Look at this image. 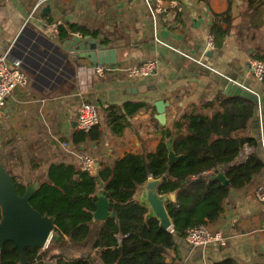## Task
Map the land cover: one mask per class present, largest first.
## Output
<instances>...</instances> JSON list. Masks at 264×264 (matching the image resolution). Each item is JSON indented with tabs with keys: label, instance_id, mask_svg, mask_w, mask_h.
I'll return each mask as SVG.
<instances>
[{
	"label": "crops",
	"instance_id": "1",
	"mask_svg": "<svg viewBox=\"0 0 264 264\" xmlns=\"http://www.w3.org/2000/svg\"><path fill=\"white\" fill-rule=\"evenodd\" d=\"M149 1L50 0L39 4L40 0H0V52H9L12 63L20 60L29 78L26 88L13 90L0 116V161L17 178L20 171L16 169L23 167L20 182L40 183V173L47 177L54 163L81 169L80 151L97 159L96 172H89L92 175L118 159L129 163L134 157H147L157 151L163 131L173 133L167 143L174 140L178 120L191 114L214 115L221 109L220 97L240 96L228 92L232 81L259 95L255 115L243 134L261 142L264 81L255 78L250 61L264 57V0H182V13L169 11L157 18L149 10ZM216 24L225 30L216 38L215 47H210L208 38ZM59 26L69 31L67 37L59 34ZM72 27L80 30L73 32ZM83 30L91 39L115 48L118 63L152 59L158 62L157 72L147 78L95 74V64L65 44L73 35L88 41ZM160 99L168 103L165 122L156 118ZM84 101L100 108L99 136L76 144ZM129 102L144 106L128 116L123 132L116 133L109 125L108 109H121ZM252 152L264 159L262 142L258 147L246 145L241 159ZM259 185H264V169L250 184L232 188L222 213L211 221L212 228L223 230L224 244L194 247L176 234L167 261L213 264L232 258L239 264L264 263V204L255 197ZM103 187L100 183L97 196ZM67 243L51 245V254L56 256L43 262L58 264L66 251L75 259L89 253L88 264H103L101 251L72 249Z\"/></svg>",
	"mask_w": 264,
	"mask_h": 264
},
{
	"label": "trees",
	"instance_id": "2",
	"mask_svg": "<svg viewBox=\"0 0 264 264\" xmlns=\"http://www.w3.org/2000/svg\"><path fill=\"white\" fill-rule=\"evenodd\" d=\"M77 30L80 29L72 27L73 32ZM224 30L219 24L213 26L215 42ZM59 34L67 37L69 31L59 26ZM258 59L264 60V57ZM220 98L221 109L214 115L191 114L175 123L173 146L178 158L174 162L168 157L166 139L173 135L168 129L163 131V140L155 153L134 157L129 163L118 159L97 175L67 163L52 164L47 177L40 173V183L31 203L43 214L55 217V232L60 239L53 238L43 252L40 247L26 248L28 264L37 261L45 264V258L56 256L51 254V245L62 242L65 246L68 242L67 246L72 249L101 251L103 264H177L166 259L168 249L175 245V235L184 236L188 228L217 219L231 189L250 184L264 169V159L257 152L243 160L240 157L246 145L258 147L261 143L243 134L255 115L258 102L243 96ZM143 106L142 102H129L121 109L110 107L108 122L113 131L123 132L128 116L136 114ZM95 136H99L97 126L89 132L77 131L74 140L78 144ZM220 164L230 165L229 186L212 178ZM151 176L163 178L160 193L177 194L176 201L168 204L174 222L172 229L162 228L157 218H147V208L135 199L139 186ZM13 177L18 193L23 194L27 183ZM100 183L104 184L116 217L104 220L93 217ZM20 258L19 249L12 241L6 242L0 250V264H20ZM91 260L89 253L75 259L63 251L58 264H88ZM213 264L239 263L227 258Z\"/></svg>",
	"mask_w": 264,
	"mask_h": 264
},
{
	"label": "water",
	"instance_id": "3",
	"mask_svg": "<svg viewBox=\"0 0 264 264\" xmlns=\"http://www.w3.org/2000/svg\"><path fill=\"white\" fill-rule=\"evenodd\" d=\"M86 39L88 41L78 35H73L71 39L65 40V44L69 43L68 50H72L80 57L88 58L95 65L118 63V54L115 48L100 44L98 41L91 39L89 35L86 36ZM228 92L259 102L257 93L234 81L229 83ZM156 106L158 110L156 118L165 122L168 103L160 99L156 102ZM167 144L169 160L174 162L178 155L174 150L173 138H170ZM229 166V164L218 165L212 178L219 179L223 184L229 186L230 179L227 176ZM162 180L163 178L149 177L144 184L139 186L135 199L147 208V218H157L162 228L172 229L174 222L169 213L168 204L176 201V193H160L159 186ZM38 186V182L29 183L26 185L25 192L19 194L13 175L0 161V250L6 242H14L20 252V264H28L26 248H45L53 238L60 239V235L55 232V217L43 214L31 203V198ZM111 203L105 191L99 192L93 217L98 220H104L111 216L116 217L117 212L111 209Z\"/></svg>",
	"mask_w": 264,
	"mask_h": 264
},
{
	"label": "built area",
	"instance_id": "4",
	"mask_svg": "<svg viewBox=\"0 0 264 264\" xmlns=\"http://www.w3.org/2000/svg\"><path fill=\"white\" fill-rule=\"evenodd\" d=\"M50 0H40L39 4ZM148 3L149 10L154 18L169 11L182 13L184 3L182 0H151ZM208 45L215 47V36L210 34ZM9 52H0V116L4 114L6 102L10 94L16 87L26 88L29 83L28 73L20 60L10 62ZM158 62L156 60H144L134 64H96L95 74L105 76L110 73L126 74L128 77L147 78L157 72ZM250 68L255 78L264 81V60L253 58L250 61ZM100 108L91 101H84L80 107L78 115V129L89 132L100 124ZM264 145V133L261 137ZM77 158L82 170L94 173L98 168L97 159L88 152L80 151ZM257 200L264 204V185H259L255 191ZM186 242L194 247L205 248L212 242L225 243L223 230L212 228L210 223L190 227L184 234Z\"/></svg>",
	"mask_w": 264,
	"mask_h": 264
},
{
	"label": "rangeland",
	"instance_id": "5",
	"mask_svg": "<svg viewBox=\"0 0 264 264\" xmlns=\"http://www.w3.org/2000/svg\"><path fill=\"white\" fill-rule=\"evenodd\" d=\"M16 171L18 172V171H20V174H19V176H18V178H19V180H24V178H23V172H25V170L23 169V167L21 166V167H19V169H16ZM19 173V172H18ZM28 184V183H27Z\"/></svg>",
	"mask_w": 264,
	"mask_h": 264
}]
</instances>
